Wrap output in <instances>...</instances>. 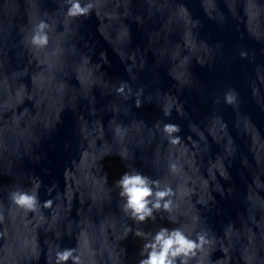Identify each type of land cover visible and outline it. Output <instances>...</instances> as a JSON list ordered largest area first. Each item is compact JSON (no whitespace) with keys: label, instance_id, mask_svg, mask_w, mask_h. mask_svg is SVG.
Returning a JSON list of instances; mask_svg holds the SVG:
<instances>
[{"label":"clouds","instance_id":"obj_1","mask_svg":"<svg viewBox=\"0 0 264 264\" xmlns=\"http://www.w3.org/2000/svg\"><path fill=\"white\" fill-rule=\"evenodd\" d=\"M68 3L70 6L67 9V15L70 17L87 16L93 7L91 3L82 5L80 0H68ZM47 28L48 25L43 21L36 26L31 37L33 45L42 48L48 44V35L45 31ZM118 91L122 92L123 87ZM234 99L233 94H228V103H233ZM163 131L170 138L171 143L179 142L180 138L172 135L180 131L178 125L165 124ZM172 167L174 170L175 166ZM115 183L120 189V197L123 198V211L130 214L136 222H145L149 218L154 219L155 211L171 210L172 200L168 198L173 195V191L170 187L161 188L157 180H152L138 171H132L125 172ZM12 199L17 205L29 210H34L38 202L36 194L27 192L13 193ZM50 206L51 201L45 202V207ZM134 235L144 234L137 231ZM197 241L188 238L179 228L170 230L162 227L143 245L139 264H189V259L196 255V250L207 243L204 235H199ZM69 260L72 264H81V259L75 254L74 249L67 248L57 251L56 264H67Z\"/></svg>","mask_w":264,"mask_h":264}]
</instances>
